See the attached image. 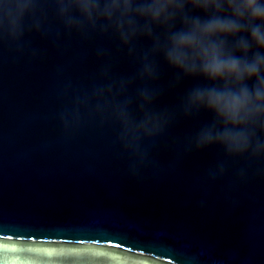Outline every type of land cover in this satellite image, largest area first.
<instances>
[{"label":"water","instance_id":"obj_1","mask_svg":"<svg viewBox=\"0 0 264 264\" xmlns=\"http://www.w3.org/2000/svg\"><path fill=\"white\" fill-rule=\"evenodd\" d=\"M17 3L0 0V237L49 250L106 246L116 264H264V157L198 147L212 120L204 111L176 115L138 146L83 109L74 124L72 98L134 77L152 41L127 46L112 32L69 28L56 0H34L12 33L5 13ZM158 63L165 91L151 107L172 111L195 81L169 88L174 70Z\"/></svg>","mask_w":264,"mask_h":264},{"label":"clouds","instance_id":"obj_2","mask_svg":"<svg viewBox=\"0 0 264 264\" xmlns=\"http://www.w3.org/2000/svg\"><path fill=\"white\" fill-rule=\"evenodd\" d=\"M33 3L18 0L15 12L5 13L10 32L19 30ZM56 4L69 28L112 32L127 46L140 38L152 41L134 77L93 88L88 98H72L74 124L81 121L82 109L109 119L119 125L118 139L128 147L133 140L138 146L145 137L159 135L178 114L190 117L204 111L212 120L196 134L198 147L218 144L231 156L264 157V0H56ZM158 58L174 70L169 88L195 81L172 111L155 112L151 107L165 91L156 85ZM135 80L142 84L133 97L127 88ZM96 247L106 251L77 246L49 250L0 237V264H116L108 254L113 250Z\"/></svg>","mask_w":264,"mask_h":264}]
</instances>
